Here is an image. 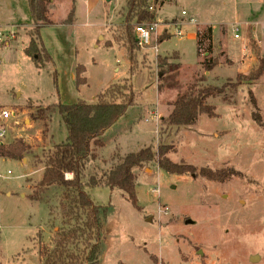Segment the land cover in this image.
<instances>
[{"label": "rangeland", "instance_id": "374dc122", "mask_svg": "<svg viewBox=\"0 0 264 264\" xmlns=\"http://www.w3.org/2000/svg\"><path fill=\"white\" fill-rule=\"evenodd\" d=\"M125 3L51 0L47 14L52 23L39 31L51 59L36 65L23 51V34L32 24L20 28L17 23L30 19L27 0H0V111L11 112L0 119L2 141L22 139L28 145L21 159L0 157V264H41L42 248L52 247L56 232L73 224L62 212L61 187H48L40 200L29 198L42 175V153L67 136L58 112L45 106L91 102L125 78L138 96L103 132L104 145L91 144L96 159L88 163V175L108 169L117 156L146 146L156 149L158 143L172 146L168 157L174 162L232 172L209 180L167 173L151 161L133 169L138 209L121 190L85 188L103 223L99 264H264V74L233 88L237 75L248 74L264 55V0L150 4L153 20L162 24L174 22L182 9L200 22L184 28L196 32L193 39L171 36L157 52L138 45L134 64L114 36ZM72 7V23H63ZM235 23L249 25L244 49V40L233 38ZM158 56H167L171 69L159 68ZM213 59L216 65L206 70L205 63ZM79 65L85 82L76 84ZM201 79L228 85L224 94L208 99L216 116L200 114L194 124L165 127L162 119L172 101ZM85 244L84 237L77 239L75 256Z\"/></svg>", "mask_w": 264, "mask_h": 264}, {"label": "trees", "instance_id": "16d2710c", "mask_svg": "<svg viewBox=\"0 0 264 264\" xmlns=\"http://www.w3.org/2000/svg\"><path fill=\"white\" fill-rule=\"evenodd\" d=\"M169 0H126L123 22L115 31V40L126 50L127 57L132 64L135 62V52L138 43L133 34V25L142 21H152L154 13L148 10L150 4H163ZM51 0H28V9L32 27L28 30L29 41L23 49L24 54L36 65L37 62H50V56L39 38L40 28L51 24L48 17V5ZM74 7L67 14L63 23H72ZM210 32V29H208ZM171 35L163 32L160 42L169 39ZM172 56V55H171ZM177 57L176 54L173 55ZM157 64L164 70L171 69L167 56H158ZM216 65V59L205 63L206 70ZM84 68L79 65L75 69L76 84L84 83L81 77ZM264 74V55L258 60V64L246 75H237V83L241 81H256ZM53 79L56 81L55 74ZM160 78V77H159ZM228 85L220 86L207 84L202 79L195 81L179 93L172 101V109L162 119L164 126H187L194 124L200 114L215 117V107L208 99L219 94H224ZM160 86L158 85V89ZM252 96V93L250 92ZM138 92L133 90L129 81L125 78L113 83L97 94L93 101L87 102L78 99L74 103H54L45 106L43 110L49 111L51 107L58 112L65 125L67 136L65 140L53 144L42 153L43 171L40 180L36 184V190L29 195L32 200H40V194L48 187L59 186L61 192V208L64 216L73 224L67 230H58V236L52 247H43L40 251L41 264H99L101 255L100 237L103 229L102 219L97 206L85 188L108 187L123 192L127 201L135 208H139L135 190L134 168L155 161L159 169L171 174H195L209 180H222L232 172L231 169L212 170L207 167L197 168L191 164L174 162L168 157L171 145L158 143L156 149L146 146L136 152L117 156L110 167L100 174L86 173L87 165L96 159V153L91 144L96 147L104 145L101 135L111 127L130 106H133ZM253 105L255 99L251 98ZM42 110V109H38ZM258 122V116H255ZM28 145L22 139H16L12 143L0 146V157L21 159ZM71 174L66 178V174ZM84 237L85 245L82 254L75 256L72 247H76L77 239ZM73 247V248H74Z\"/></svg>", "mask_w": 264, "mask_h": 264}, {"label": "built area", "instance_id": "2783aa9c", "mask_svg": "<svg viewBox=\"0 0 264 264\" xmlns=\"http://www.w3.org/2000/svg\"><path fill=\"white\" fill-rule=\"evenodd\" d=\"M152 5L149 6L148 10H152ZM174 22H169L168 24H162L158 21H143L136 23L133 28L134 37L141 47H151L155 52L158 51V45L160 43L159 37L163 32L169 33L173 37L177 38H191L196 37V32L187 31L185 27H194L199 24V17L193 13H189L187 10L182 9L180 11L179 17L173 20ZM233 38L235 40H244L242 44L243 49L245 47V42L247 39V29L249 25L241 23L233 24ZM256 29V26H252ZM264 32V27L261 28ZM3 42L2 35L0 34V45ZM259 44V43H258ZM11 115V112H8L5 109L0 111V119H7ZM5 131L0 127V146L3 144V137ZM67 176V175H66Z\"/></svg>", "mask_w": 264, "mask_h": 264}, {"label": "crops", "instance_id": "0c3cea01", "mask_svg": "<svg viewBox=\"0 0 264 264\" xmlns=\"http://www.w3.org/2000/svg\"><path fill=\"white\" fill-rule=\"evenodd\" d=\"M27 2H28V0H27ZM29 10V9H28ZM29 15H30V13H29ZM17 23H19L18 24V26L21 28H23V27H27V26H30L29 24L31 23V18L29 19V20H27V21H25V22H17ZM21 23H25L24 25H22ZM252 31L254 32L255 31V29L252 27ZM23 33H25V31H24V29H23ZM26 36V38H27V44H28V41H29V37H28V35H27V33L26 34H23V36ZM22 36V37H23ZM24 36V37H25ZM20 37H21V35H20ZM256 40L258 41V43H259V47H261L260 46V41L256 38ZM46 49V48H45ZM29 58V57H28ZM29 60H30V58H29ZM42 170H43V167H39L38 168V171H39V175L42 173Z\"/></svg>", "mask_w": 264, "mask_h": 264}, {"label": "water", "instance_id": "95a60500", "mask_svg": "<svg viewBox=\"0 0 264 264\" xmlns=\"http://www.w3.org/2000/svg\"><path fill=\"white\" fill-rule=\"evenodd\" d=\"M106 1H108V0H106ZM255 259H256L255 256H251V261H254Z\"/></svg>", "mask_w": 264, "mask_h": 264}]
</instances>
